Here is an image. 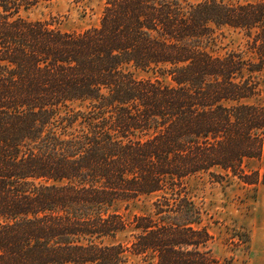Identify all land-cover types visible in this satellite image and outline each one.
Returning <instances> with one entry per match:
<instances>
[{
  "label": "trees",
  "instance_id": "trees-1",
  "mask_svg": "<svg viewBox=\"0 0 264 264\" xmlns=\"http://www.w3.org/2000/svg\"><path fill=\"white\" fill-rule=\"evenodd\" d=\"M40 1L0 0V264H218L185 183H264V104L241 102L264 69V0H105L80 33L20 16ZM219 26L250 54L209 52ZM151 194L130 240L105 242L127 227L118 204Z\"/></svg>",
  "mask_w": 264,
  "mask_h": 264
},
{
  "label": "rangeland",
  "instance_id": "rangeland-1",
  "mask_svg": "<svg viewBox=\"0 0 264 264\" xmlns=\"http://www.w3.org/2000/svg\"><path fill=\"white\" fill-rule=\"evenodd\" d=\"M105 0H46L40 1L20 16L31 21H44L64 31L80 33L99 25ZM206 49L214 55L230 50H244L246 36L243 31L229 26L214 28ZM137 78H152L172 84L170 77L155 71L134 70ZM259 91L244 98L243 103L264 104V69L255 73ZM234 102L228 101L226 104ZM262 162L251 159L244 169L263 171ZM215 172H221L216 169ZM188 194L200 205L201 224L212 236L209 243L218 264H264V183H245L235 176L221 179L207 172L190 176L186 180ZM155 195H141L128 202H120L117 209L127 222L125 230L105 242L126 243L131 238L134 216L150 213ZM125 264H152L139 256L129 255Z\"/></svg>",
  "mask_w": 264,
  "mask_h": 264
}]
</instances>
